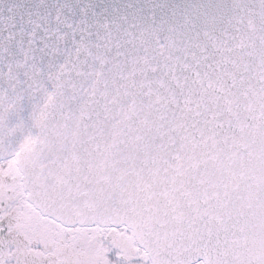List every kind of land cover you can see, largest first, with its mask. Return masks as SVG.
I'll use <instances>...</instances> for the list:
<instances>
[{
    "label": "snow or ice",
    "instance_id": "snow-or-ice-1",
    "mask_svg": "<svg viewBox=\"0 0 264 264\" xmlns=\"http://www.w3.org/2000/svg\"><path fill=\"white\" fill-rule=\"evenodd\" d=\"M0 264H264V0H0Z\"/></svg>",
    "mask_w": 264,
    "mask_h": 264
}]
</instances>
